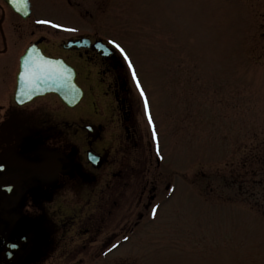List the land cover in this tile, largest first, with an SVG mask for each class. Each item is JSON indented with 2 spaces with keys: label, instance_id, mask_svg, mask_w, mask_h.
<instances>
[{
  "label": "rangeland",
  "instance_id": "374dc122",
  "mask_svg": "<svg viewBox=\"0 0 264 264\" xmlns=\"http://www.w3.org/2000/svg\"><path fill=\"white\" fill-rule=\"evenodd\" d=\"M95 1L68 21L125 49L153 103L152 144L180 174L157 219L118 238L120 261L264 264V216L248 197L263 192L238 165L264 150V0Z\"/></svg>",
  "mask_w": 264,
  "mask_h": 264
},
{
  "label": "flooded vegetation",
  "instance_id": "af4514ba",
  "mask_svg": "<svg viewBox=\"0 0 264 264\" xmlns=\"http://www.w3.org/2000/svg\"><path fill=\"white\" fill-rule=\"evenodd\" d=\"M17 1L0 0V264H133L113 246L166 202L170 180L129 74L97 33L68 22L86 0ZM29 51L73 67L83 97L23 102Z\"/></svg>",
  "mask_w": 264,
  "mask_h": 264
},
{
  "label": "snow or ice",
  "instance_id": "6c2138e0",
  "mask_svg": "<svg viewBox=\"0 0 264 264\" xmlns=\"http://www.w3.org/2000/svg\"><path fill=\"white\" fill-rule=\"evenodd\" d=\"M37 23L49 24V25H51L52 27H55V28L62 27L59 24H53V22L50 21V20L37 21ZM69 31H72V29H69ZM110 43L112 45H114L115 49L119 50V52L123 55L124 60L127 62V65L129 67V69H132L133 68L132 61L130 60V58L128 57L127 53L125 52V49L119 43H117L115 40L111 41ZM36 70H39V66H37V69ZM28 74H29V72H28V69L26 68L25 72L21 73V76L24 77V76H27ZM132 76H133V79H134V81H135V83L137 85V88L140 91L141 97H144V107H145V111L147 113L148 107H149L148 106V100L145 97L143 88L141 87L140 81L137 78L136 72L134 70L132 71ZM148 123H149V125H153V121H152V118H151L150 115L148 116ZM152 136H153V138H155V136H156V132H155L154 126H153ZM3 167H4V165L3 164H0V169H2ZM113 247H116V246L114 245Z\"/></svg>",
  "mask_w": 264,
  "mask_h": 264
},
{
  "label": "trees",
  "instance_id": "16d2710c",
  "mask_svg": "<svg viewBox=\"0 0 264 264\" xmlns=\"http://www.w3.org/2000/svg\"><path fill=\"white\" fill-rule=\"evenodd\" d=\"M242 164L246 166L248 169L251 168L252 171L260 175V178L254 184L258 186L263 192V199L262 202H260L259 209H261L264 212V150L262 149L259 152V155L257 154L255 156H248L242 162ZM249 197H252L253 199V196H249Z\"/></svg>",
  "mask_w": 264,
  "mask_h": 264
}]
</instances>
